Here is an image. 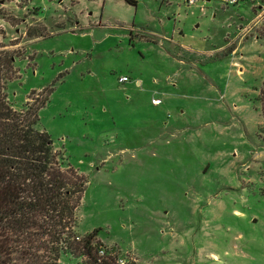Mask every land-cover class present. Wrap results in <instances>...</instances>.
<instances>
[{"label": "rangeland", "instance_id": "374dc122", "mask_svg": "<svg viewBox=\"0 0 264 264\" xmlns=\"http://www.w3.org/2000/svg\"><path fill=\"white\" fill-rule=\"evenodd\" d=\"M0 49L13 108L45 96L86 181L80 234L134 264H264V0H0Z\"/></svg>", "mask_w": 264, "mask_h": 264}, {"label": "trees", "instance_id": "16d2710c", "mask_svg": "<svg viewBox=\"0 0 264 264\" xmlns=\"http://www.w3.org/2000/svg\"><path fill=\"white\" fill-rule=\"evenodd\" d=\"M14 58L0 49V264H58L61 254L80 256L83 264H119L118 255L97 239L98 229L76 230L86 181L63 168L49 134L37 127L45 96L21 109L8 100Z\"/></svg>", "mask_w": 264, "mask_h": 264}, {"label": "built area", "instance_id": "2783aa9c", "mask_svg": "<svg viewBox=\"0 0 264 264\" xmlns=\"http://www.w3.org/2000/svg\"><path fill=\"white\" fill-rule=\"evenodd\" d=\"M198 0H185V3L187 4V5H194L196 2H197ZM229 3H233L235 0H227ZM200 9H202V7H200ZM117 80H118V82L119 83H123V82H126V81H128L129 80V78H128V76L127 75H119L118 77H117ZM152 102L153 103H158L159 102V100L157 99V98H153L152 99ZM103 251L100 249L99 250V253H102ZM118 263L119 264H123L124 263V260H122V259H118Z\"/></svg>", "mask_w": 264, "mask_h": 264}, {"label": "crops", "instance_id": "0c3cea01", "mask_svg": "<svg viewBox=\"0 0 264 264\" xmlns=\"http://www.w3.org/2000/svg\"><path fill=\"white\" fill-rule=\"evenodd\" d=\"M166 39L168 38L167 36L165 37ZM171 40V39H170ZM186 47V46H185ZM129 78V77H128Z\"/></svg>", "mask_w": 264, "mask_h": 264}]
</instances>
